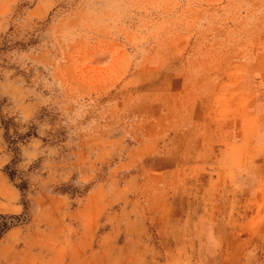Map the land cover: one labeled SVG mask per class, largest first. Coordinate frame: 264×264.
Returning <instances> with one entry per match:
<instances>
[{"label": "rangeland", "instance_id": "374dc122", "mask_svg": "<svg viewBox=\"0 0 264 264\" xmlns=\"http://www.w3.org/2000/svg\"><path fill=\"white\" fill-rule=\"evenodd\" d=\"M0 264H264V0H0Z\"/></svg>", "mask_w": 264, "mask_h": 264}, {"label": "trees", "instance_id": "16d2710c", "mask_svg": "<svg viewBox=\"0 0 264 264\" xmlns=\"http://www.w3.org/2000/svg\"><path fill=\"white\" fill-rule=\"evenodd\" d=\"M11 219H16L13 217H5V216H1L0 215V235L7 230L8 228H10L11 226H14L15 223L14 221H11Z\"/></svg>", "mask_w": 264, "mask_h": 264}]
</instances>
